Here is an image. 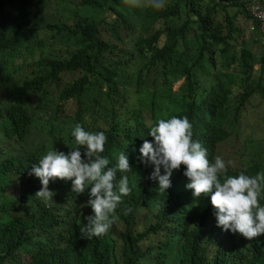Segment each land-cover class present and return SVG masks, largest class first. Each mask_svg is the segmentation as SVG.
<instances>
[{"label": "trees", "instance_id": "obj_1", "mask_svg": "<svg viewBox=\"0 0 264 264\" xmlns=\"http://www.w3.org/2000/svg\"><path fill=\"white\" fill-rule=\"evenodd\" d=\"M49 1L0 0V52L14 51L36 37V21L44 16ZM244 1L213 0V5L205 7L203 0H166V7L156 10L129 8L123 0H87L82 4L103 17L100 23L81 17L75 30L58 27L74 41L68 43L78 47L68 59L47 60L24 83L12 78L16 73L0 63V264H264V235L246 240L218 227L210 196L194 198L186 188L190 181L183 166L173 172L172 187L159 193L158 180L150 178L155 166L135 163L127 174L131 194L122 197L115 212L114 223L125 229L117 236L112 226L106 235L84 239L80 230L93 213L84 206L83 193L72 192L71 181L57 179L49 182L53 199L36 197L42 184L30 173L40 157L12 145L27 139L37 109L46 111L52 144L65 145L70 152L73 137L67 121L60 120L56 130L53 121L67 103L74 102L77 110L68 113L75 123L91 127L104 117L107 127L94 129L107 136L108 153L140 145L145 139L154 143L149 132L159 119L186 116L194 141L207 150L212 161L217 146L226 140L225 128L239 123L252 96L264 92V75L257 78L255 71L256 57L247 42L240 43L238 38L243 34L239 17L229 11L235 7L247 15ZM217 11L223 22L215 18ZM144 15L149 17L145 34L133 39L132 52L120 50L114 41H124L126 31L136 32ZM108 16L111 22H107ZM162 20L167 26L155 30ZM104 30L109 32L108 39ZM116 51L119 54L114 58ZM145 70L165 75L167 88L154 93L135 89L126 75L135 72L142 79ZM66 75L79 77L53 91L58 101L52 111L42 104L43 96ZM182 79L185 84L175 92V83ZM132 88L139 95L134 113L124 109ZM146 113L154 116L152 126L145 122ZM263 168L264 161L252 160L241 169H229L221 179L241 171L255 176ZM10 188L20 192L15 196ZM259 203L264 206V192ZM141 216L144 224L139 230ZM25 255L30 262L24 263Z\"/></svg>", "mask_w": 264, "mask_h": 264}, {"label": "clouds", "instance_id": "obj_2", "mask_svg": "<svg viewBox=\"0 0 264 264\" xmlns=\"http://www.w3.org/2000/svg\"><path fill=\"white\" fill-rule=\"evenodd\" d=\"M123 3L129 8L148 6L161 10L166 7V0H123ZM249 6L250 4L247 6L248 14L244 23L248 24L250 33L258 32L264 36L257 21L253 22L257 26V31H251ZM18 54V48L14 51L0 52V63L7 66L5 63L14 61ZM62 113L66 116H62L61 113L54 115L56 119L53 125L56 130L55 127L60 120L67 121V131L73 137L71 151L68 152L65 145L58 147L52 144L46 128L48 123L46 115L42 113L45 120L42 125L43 133L49 137L51 147L35 149L33 153L37 154L40 160L38 164L32 166L30 175L41 181L42 188L35 194L40 199H53L54 193L49 190V182L57 179L71 181L72 192L83 193L84 206L93 215L86 218L87 223L80 230L82 238L91 240L94 237H101L113 226L116 209L123 202L122 197L131 194L132 188L129 186L127 174L132 171L135 163L155 166L150 178L158 180L159 193L172 187L173 172L183 166L185 169L183 174L190 181L186 188L192 190L194 198L210 196L218 227L224 231L230 230L246 240L264 235V206L259 203L264 192V172L249 176L241 171L237 176H226L222 180L221 176L232 169L228 167L232 162H225L217 154V149L211 156L213 162L210 161L207 150L198 141H194L192 124L186 116L159 119L158 123L152 126L155 121L151 114L145 122L152 126L149 135L154 138V143L145 139L140 145L135 144L118 152L108 153L107 136L103 131L95 132L97 130L88 125L75 123L70 117L75 118L68 111ZM37 123L38 119L35 125ZM35 125L30 127L25 141L13 142L12 145L22 149L29 141L31 129ZM237 125L238 123L231 124L225 128L226 140L219 145L232 138L233 129ZM161 167L164 174H161Z\"/></svg>", "mask_w": 264, "mask_h": 264}, {"label": "rangeland", "instance_id": "obj_3", "mask_svg": "<svg viewBox=\"0 0 264 264\" xmlns=\"http://www.w3.org/2000/svg\"><path fill=\"white\" fill-rule=\"evenodd\" d=\"M87 0H52L47 3L46 9L44 11V16L40 15L39 19L36 21L37 27H39V32L36 37L29 43L24 44L23 46L18 47V56L14 61L9 63H5L8 68L14 71L16 78L20 82H26L35 77L34 73L38 72L41 69V65L45 63L47 60H63L68 59L70 54L74 52L78 47L74 45V41L70 40V35L64 36L59 32L58 27L64 29L66 27H70L71 29H76L78 27V23L82 20L81 17L87 18L90 21H96V23H100L101 16H96L93 14L91 7H85L82 3H86ZM253 0H246L244 3L249 4L252 3ZM203 5L208 7L209 5H213V0H203ZM80 9H82L80 11ZM243 9L239 8H230L229 11L232 15H238V25L240 26L243 34L239 35L240 43L247 42L250 47V50L253 51L257 64L255 65V71L257 78L260 77L263 73L264 69V36L261 33L249 32L248 24L244 23L245 18L247 17L242 12ZM35 13V9H34ZM78 14V16H77ZM241 14V15H240ZM240 15V16H239ZM145 16L144 23H140L142 26H139L135 31H126L123 35L124 41H114L115 45H118L120 50H127L128 52H132L133 50V39L139 38L143 34V28H145L149 22V17ZM215 18L223 22L224 17L220 13V11L216 12ZM107 22H111V18L108 16ZM167 26L165 21H160L155 25V30L161 29ZM135 32V33H133ZM152 32V34H154ZM109 32L105 30L103 31V36L105 39H108ZM196 32H193L194 38ZM69 42V43H68ZM118 51H116L115 55L112 57L118 56ZM125 61H130L129 57L125 58ZM213 74L215 71H213ZM15 76H12L14 78ZM133 76L135 77L133 79ZM79 77L78 75H66L63 77V81L60 85L55 86L50 89V92L46 97H44L42 104L48 109L54 111L57 108V98L53 91L57 89H64L70 82H72L75 78ZM128 79H130V83H132L135 89H144L147 93H154L160 89H166L168 85V78L160 73L158 70L148 71L145 70L143 78H139L135 75V72H130L126 75ZM13 80V79H12ZM207 79L202 78V81ZM145 82L144 85H140V83ZM185 84V79L178 80V82L174 85L175 92H179L183 85ZM133 89V88H132ZM133 89V94L128 96L124 109H128L134 113V107L139 100V95L136 94V90ZM39 101V99H37ZM64 104V101L61 102V105ZM37 108V105H34ZM36 111L37 119L39 123H37L31 129V136L27 143H25L22 147L23 150H27V153L35 152V149H44L45 146L51 147L49 137L43 133V123L45 122L42 117V112L34 109ZM77 110V104L74 102L67 103L65 105V111L74 112ZM64 111V112H65ZM46 111H43V114L46 115ZM59 112V111H58ZM62 116H66V114L61 112ZM151 113L145 114V120L150 117ZM68 116V115H67ZM130 118L129 116H126ZM87 118L89 120L93 119L92 114H88ZM92 128L97 127H107V124L104 122V117H102L98 122H94L91 126ZM259 151V153H257ZM217 154L221 156L225 162L231 161L232 163L228 165V167H232V169H241L244 165L251 162L252 160H257L258 162L264 161V92L255 93L250 101L247 103L242 112V117L237 127L233 129L232 138L227 141L225 144H221L217 147ZM264 172V168L262 169ZM20 192V189L13 190L9 189V193L17 196ZM141 220L137 225V229L141 230L144 224V218L141 216ZM192 225L196 223V216L192 217L191 220ZM114 230L117 232V236L119 233L125 229L124 225L119 223H114ZM110 233V230L108 231ZM147 246L150 245V241L146 243ZM24 263L30 262V258L28 256H24ZM5 264H11L10 261Z\"/></svg>", "mask_w": 264, "mask_h": 264}, {"label": "built area", "instance_id": "obj_4", "mask_svg": "<svg viewBox=\"0 0 264 264\" xmlns=\"http://www.w3.org/2000/svg\"><path fill=\"white\" fill-rule=\"evenodd\" d=\"M249 13L251 16V31H257V26L253 23L257 21L260 24L261 31L264 33V1L253 0L249 6Z\"/></svg>", "mask_w": 264, "mask_h": 264}]
</instances>
